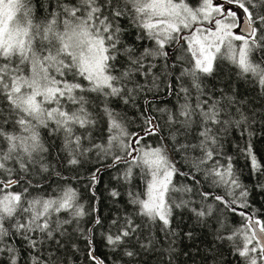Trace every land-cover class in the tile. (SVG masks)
I'll return each instance as SVG.
<instances>
[{
  "label": "snow or ice",
  "instance_id": "obj_1",
  "mask_svg": "<svg viewBox=\"0 0 264 264\" xmlns=\"http://www.w3.org/2000/svg\"><path fill=\"white\" fill-rule=\"evenodd\" d=\"M258 133L264 0H0V264H264Z\"/></svg>",
  "mask_w": 264,
  "mask_h": 264
},
{
  "label": "trees",
  "instance_id": "obj_2",
  "mask_svg": "<svg viewBox=\"0 0 264 264\" xmlns=\"http://www.w3.org/2000/svg\"><path fill=\"white\" fill-rule=\"evenodd\" d=\"M241 87L243 88V86ZM254 142L258 156L264 159V134L258 133L257 136L254 137ZM243 164H244V160L241 159L239 166L242 167ZM246 175H247V170L245 169V176ZM245 182H247V180ZM250 200L254 208L264 209V192H261L259 190H253L250 195ZM186 243H190V242H186ZM200 248L204 250L206 248V244H200ZM182 249L183 246L178 247V252H180V255L176 264H185V262H187V264H193V262L189 260L187 256L183 255ZM100 251L105 252L106 249H104L101 246ZM220 251H221V255L217 257V260L216 261L209 260L208 264H236V259L231 255L227 246L222 248ZM149 264H151V261L149 262ZM196 264H201V260L199 256H196Z\"/></svg>",
  "mask_w": 264,
  "mask_h": 264
}]
</instances>
